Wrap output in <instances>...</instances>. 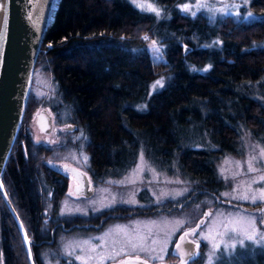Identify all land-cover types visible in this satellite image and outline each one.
<instances>
[{
	"label": "trees",
	"instance_id": "16d2710c",
	"mask_svg": "<svg viewBox=\"0 0 264 264\" xmlns=\"http://www.w3.org/2000/svg\"><path fill=\"white\" fill-rule=\"evenodd\" d=\"M178 1L150 0L162 13L158 16L140 10L130 0H55L35 70L49 71L65 102L72 106L69 120H80L83 151L88 153L93 176L94 171L134 163L138 149L143 148L147 159L148 153H157L154 161L175 157L184 174L201 180L211 169L207 164L224 153L228 141L240 137L243 130H261L264 106L251 95L264 83V0H248L256 17L222 14L212 19L202 11L183 13ZM144 32L157 39L164 61L148 56L141 36ZM183 44L189 47L185 53ZM203 64L207 71L199 70ZM160 78L161 86L147 92ZM37 103L30 93L21 129ZM184 114L187 120L182 121ZM195 124L214 148L202 145L180 150L181 127L194 128ZM45 150L35 147L29 159H20L17 145L2 175L31 242L35 264H47L44 248L58 245L57 240L49 245L42 241L54 219L73 228L81 220L79 214L56 215L66 189L59 180L66 177L45 163ZM44 185L53 193L49 203L41 192ZM0 264H28L18 229L1 196Z\"/></svg>",
	"mask_w": 264,
	"mask_h": 264
},
{
	"label": "rangeland",
	"instance_id": "374dc122",
	"mask_svg": "<svg viewBox=\"0 0 264 264\" xmlns=\"http://www.w3.org/2000/svg\"><path fill=\"white\" fill-rule=\"evenodd\" d=\"M139 9L151 11L158 14V9L149 0H130ZM176 5L183 13L193 14L202 11L212 19V17L222 14H230L240 18L256 17V13L248 7V0H179ZM188 5L187 10L184 6ZM185 45V46H184ZM182 51L185 53L189 49L187 44L182 45ZM146 48L150 58L159 60L163 58L160 47L155 38H148ZM192 68L197 70V64L192 63ZM207 67L203 64L199 70ZM162 84V79L153 82L147 92ZM257 83L253 84L255 87ZM47 87V84L46 86ZM256 88H261L251 97L257 98L264 106V83ZM263 88V89H262ZM247 89H252L247 87ZM255 89V88H254ZM37 95L41 91L36 92ZM53 90L51 91V95ZM144 107L145 103L142 102ZM141 103V105H142ZM62 112L71 115L72 106L70 103L62 100L60 102ZM187 116H182V121L187 120ZM264 117V115H263ZM75 129L69 138H62L61 142H72L71 151L79 155L73 161L82 167L88 162V153L80 151L83 145L84 137L78 126L81 124L74 121ZM246 129V128H244ZM183 131L180 135L182 142H178L180 150L183 148H199L202 145L211 148L215 147L214 143L207 142L201 135L200 126L195 124L194 128L188 129L181 127ZM251 132L250 129H247ZM261 132L259 138L254 139L243 135L240 143L236 146L235 152H224L216 157L214 161L215 169L218 174L215 179L218 182L215 185L219 195H225L239 201L237 208L223 209L221 204L210 203L211 199L207 196H201L198 200L191 202L190 205L175 207L172 206L167 210L153 211L156 205L164 203L167 199V205L175 204L183 192L189 189L187 179L192 183L195 179L187 178V175L180 173L172 175V169L176 164V158L165 162L163 158L159 163L153 164L146 157L143 148H139L134 163H128L125 166H116V169L110 170L109 174L101 172L100 182L107 184L102 179H111L116 176V186H102L97 196L83 200L75 201L67 196L60 197L58 200L56 215L64 216L68 213H84L97 211L112 200H117L129 204L150 205L149 211L142 217H135L126 222H110L109 228L104 230H90L88 233L67 234L62 236L60 249H52L55 256L75 257L80 260L81 256L87 254H96L100 246L107 247L112 243H122L130 249L115 250L117 254L132 250L135 255L148 263L157 264L165 262L164 254L167 249L172 247L177 232L185 230L188 226L196 224L201 215H205L206 208H211L212 213L199 226L198 230L192 234V238L198 241L200 251L195 259L188 264H264V230L254 223V215L250 211L242 210L246 204L264 203V118L261 123ZM244 134V130L242 131ZM70 150L56 149L50 154L61 157L68 155ZM172 156L173 153L170 150ZM128 154L127 151L122 153L123 156ZM240 154V155H239ZM148 157L158 159L157 153H148ZM118 167L122 168L121 170ZM194 181V182H193ZM196 186V184L194 185ZM192 186V188L194 187ZM147 190L139 196V190ZM148 191V196H146ZM43 199L50 196V188L44 185L41 188ZM150 200H149V198ZM140 198V199H139ZM139 199V201H138ZM178 205V204H177ZM158 207V206H157ZM181 207V208H180ZM253 207V205H250ZM240 209V210H239ZM54 221V220H53ZM100 252H105L100 249ZM154 258V260H153ZM77 261V260H76ZM78 262V261H77ZM47 264H57L46 260Z\"/></svg>",
	"mask_w": 264,
	"mask_h": 264
},
{
	"label": "water",
	"instance_id": "95a60500",
	"mask_svg": "<svg viewBox=\"0 0 264 264\" xmlns=\"http://www.w3.org/2000/svg\"><path fill=\"white\" fill-rule=\"evenodd\" d=\"M53 3L54 0H0V195L18 228L28 264H33L29 241L7 197L1 175L20 125L39 47L53 20ZM76 192L89 194L91 190L77 186ZM174 250L184 261L193 253L194 244L183 235Z\"/></svg>",
	"mask_w": 264,
	"mask_h": 264
},
{
	"label": "flooded vegetation",
	"instance_id": "af4514ba",
	"mask_svg": "<svg viewBox=\"0 0 264 264\" xmlns=\"http://www.w3.org/2000/svg\"><path fill=\"white\" fill-rule=\"evenodd\" d=\"M41 115H42V117L40 115H37L35 122H36V124L40 130L47 132L46 134H43V138L45 140H47L48 142H52V143L56 142L58 140L59 136L56 134V131H55V126H54V121H53L54 115L52 113H49L50 120H49V117L46 113H41ZM261 131L262 130H260V131L254 130L253 132L252 131L249 132L248 130H244V134H241L240 137H238L237 139L231 140L230 142L228 141V145H227V147H225L224 152H235L236 146L240 143V139L243 135L249 136L250 138L257 139V138H259V133ZM32 137L36 138V139H41L42 135L39 133V131H37L36 129H33ZM215 159L216 158L213 159V164H211V163L207 164L206 167L209 166V167H211V169L208 170V173L204 172L206 174V177H204L200 180V179H198V177H195V176L194 177L187 176V178L197 180V183L194 181H193L194 183H192L189 179H187L186 182H188L189 189L186 190L185 192H183V194L181 195V197L178 199V201L175 204H169V206H168L166 204L167 199H165L164 204L161 205V210L162 209H164V210L170 209L174 205L176 207L177 204L180 202H181V205H180L181 207L184 205L188 206L191 204V202L198 200L199 197H201V196L209 197L211 199L210 203H212L213 206L215 203L216 204L220 203L221 205H225V203H223L222 201L229 203L230 197L229 196L226 197L225 195H219V192H217V189L215 188V185L217 184L215 182H218L215 179L216 175L218 177V174L216 172L215 165H214ZM181 168H182L181 165L176 163L175 168L173 167V169H172V173L174 175H176L180 171V173L183 175ZM57 171L58 172H65L68 176H70L69 171L66 169H61V170H57ZM83 171L85 172V174L87 176L88 185L90 187H92L93 192L89 196H80L82 201L85 200L87 197L92 196L94 194V192L98 191L99 186H101L100 179L90 177V172L86 168H84ZM69 179L71 181L70 189L73 191L74 179L71 176L69 177ZM218 179H219V177H218ZM195 184H196V186H194ZM198 184H199V186H198ZM192 186H194V187L192 188ZM74 192H75V190H74ZM262 204L263 203H258V205H256L252 214L254 215V218H253L254 223H256L259 227L263 228V230H264V224H263V222H264V208L260 207ZM109 206H114V207L116 206L119 208L120 206L123 207L125 205L116 201V202H112L111 204L106 205L105 206V207H107L106 209H112L113 208V207H109ZM210 207L211 208H206V211H205L206 215H208L212 211V206H210ZM145 211H147V210H145ZM86 212H87V208H86ZM86 212L82 213V219L86 217L85 216ZM113 214H115V215H113ZM117 215H118L117 211L114 213L112 211H107L106 213L102 214L98 218V221L94 224V225H97L96 229L97 230L106 229V226L100 227V225L102 224V221L107 216L110 218H113L114 216H117ZM203 216H204V219L202 220V222L200 224H198V225L192 224V225L188 226L185 230H181V232L180 231L177 232V234H179V235H176L175 241H174L172 247L170 249L168 247V249L166 251L167 253L164 254L165 262H167V264H188V263H190L191 260L195 259L196 255H198V253L200 251V247L198 246V241L194 240L191 235L194 234L198 230L199 226L204 222L205 215H203ZM81 223L83 226L87 225L86 222L81 221ZM190 229H192V230H190ZM183 235L188 240L193 242V244L195 245V249H194V254L191 257H189L184 262H180V257L174 253V246H175L176 242ZM118 248L119 247L110 246L109 248L106 249V251L104 253L100 254L99 258H95V257L92 258L93 259L92 264H136L137 263L136 261H133L130 258L134 257V260H135V258H140V257H138L137 255L135 256L131 251H128L127 253H125L123 255L117 254L115 252V250H117ZM128 258H129V260L127 261ZM153 260H154V258H153ZM153 263H148V262H146V260H144V262L141 261L140 264H153ZM157 264H165V263L159 262Z\"/></svg>",
	"mask_w": 264,
	"mask_h": 264
},
{
	"label": "snow or ice",
	"instance_id": "6c2138e0",
	"mask_svg": "<svg viewBox=\"0 0 264 264\" xmlns=\"http://www.w3.org/2000/svg\"><path fill=\"white\" fill-rule=\"evenodd\" d=\"M184 8H185V10H187L188 5H185ZM209 67H210V66H209ZM204 70L207 71L208 69L206 68V69H204ZM157 83L159 84L160 82L158 81Z\"/></svg>",
	"mask_w": 264,
	"mask_h": 264
},
{
	"label": "bare ground",
	"instance_id": "6f19581e",
	"mask_svg": "<svg viewBox=\"0 0 264 264\" xmlns=\"http://www.w3.org/2000/svg\"><path fill=\"white\" fill-rule=\"evenodd\" d=\"M6 191V190H5ZM7 194V193H6ZM7 197H8V195H7ZM8 199H9V197H8Z\"/></svg>",
	"mask_w": 264,
	"mask_h": 264
}]
</instances>
